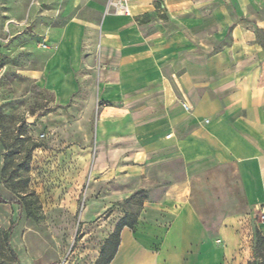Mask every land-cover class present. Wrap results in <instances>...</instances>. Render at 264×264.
<instances>
[{
	"label": "crops",
	"instance_id": "0c3cea01",
	"mask_svg": "<svg viewBox=\"0 0 264 264\" xmlns=\"http://www.w3.org/2000/svg\"><path fill=\"white\" fill-rule=\"evenodd\" d=\"M130 10L36 0L25 23L41 62L24 75L60 106H96L84 229L109 236L125 213L136 218L109 264H225L264 204V1L138 0ZM142 191L135 210L120 209ZM0 199L7 230L18 206L1 184Z\"/></svg>",
	"mask_w": 264,
	"mask_h": 264
},
{
	"label": "rangeland",
	"instance_id": "374dc122",
	"mask_svg": "<svg viewBox=\"0 0 264 264\" xmlns=\"http://www.w3.org/2000/svg\"><path fill=\"white\" fill-rule=\"evenodd\" d=\"M34 5L0 0V184L18 206L10 216V244L16 254L25 250L45 264H105L99 253L110 229L86 230L80 216L83 194L96 177V106H60L51 91L24 75L41 62L25 23ZM16 32L21 37L10 39ZM144 198L142 191L118 205L135 210ZM242 225L225 264H264L259 214Z\"/></svg>",
	"mask_w": 264,
	"mask_h": 264
},
{
	"label": "trees",
	"instance_id": "16d2710c",
	"mask_svg": "<svg viewBox=\"0 0 264 264\" xmlns=\"http://www.w3.org/2000/svg\"><path fill=\"white\" fill-rule=\"evenodd\" d=\"M6 159L7 156H5V164ZM133 197L134 196L131 198ZM0 203L5 202L0 199ZM135 223V216L131 213H125L117 223L114 232L106 238L99 253L101 258L105 257V264H109L116 253L122 228L128 227L131 229ZM11 231L12 227L8 228L7 230L0 229V264H20L18 256L10 244ZM259 257L264 262V254H261Z\"/></svg>",
	"mask_w": 264,
	"mask_h": 264
},
{
	"label": "built area",
	"instance_id": "2783aa9c",
	"mask_svg": "<svg viewBox=\"0 0 264 264\" xmlns=\"http://www.w3.org/2000/svg\"><path fill=\"white\" fill-rule=\"evenodd\" d=\"M136 1L138 0H108V5L112 7L116 14L130 16V6ZM184 107L188 109L186 105H184ZM259 218L261 222L264 223V204L261 205Z\"/></svg>",
	"mask_w": 264,
	"mask_h": 264
},
{
	"label": "water",
	"instance_id": "95a60500",
	"mask_svg": "<svg viewBox=\"0 0 264 264\" xmlns=\"http://www.w3.org/2000/svg\"><path fill=\"white\" fill-rule=\"evenodd\" d=\"M28 122H31V119H28Z\"/></svg>",
	"mask_w": 264,
	"mask_h": 264
}]
</instances>
